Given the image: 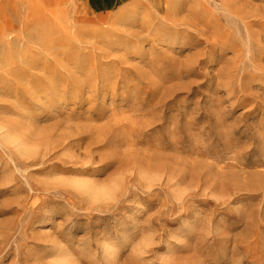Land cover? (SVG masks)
I'll list each match as a JSON object with an SVG mask.
<instances>
[{"label": "rangeland", "instance_id": "rangeland-1", "mask_svg": "<svg viewBox=\"0 0 264 264\" xmlns=\"http://www.w3.org/2000/svg\"><path fill=\"white\" fill-rule=\"evenodd\" d=\"M244 1L264 41V0ZM206 3L166 0L160 14L136 0L97 19L70 0H0V45L8 33L50 45L0 77V264H51L59 246L89 264L106 248L113 264H264V58ZM67 24L82 48L59 41ZM219 27L233 29L216 43ZM70 71L78 80H60ZM176 143L181 159L206 154L177 161ZM162 165L148 190L141 172ZM118 176V200L71 185Z\"/></svg>", "mask_w": 264, "mask_h": 264}, {"label": "bare ground", "instance_id": "bare-ground-1", "mask_svg": "<svg viewBox=\"0 0 264 264\" xmlns=\"http://www.w3.org/2000/svg\"><path fill=\"white\" fill-rule=\"evenodd\" d=\"M166 0H151L149 1L150 4L156 9L158 13L161 14L159 8L163 6L164 2ZM36 10L34 11V17L35 18H45L46 13L49 11L43 10L38 4L35 5ZM38 6V7H37ZM202 11L207 14H212L213 11L211 9H216V10H224L226 15L225 17L227 18L228 21H231L235 23L234 30L236 33L239 35L240 38H244L242 34V30L239 27L240 23L244 25V32L245 34V50H246V57L249 60H252L254 63L256 60L261 61L264 58V41L263 39H260L259 36H261L260 31H255L251 28L250 25H248L245 22V19L251 18L253 16H258L259 15V10L260 8H253V4L250 2H246L244 0H232L228 1L227 4L224 2H218L217 0H207L206 4H202ZM257 12V13H256ZM51 14V13H50ZM237 23V24H236ZM233 29V27H228V28H221L219 27L216 28V35H213V38L219 41L220 39L224 38L227 39L230 34L228 33L229 29ZM62 33L60 35L59 41L62 40L64 44H71L72 47L76 49H80L83 47V42L79 41L78 38H76V31L74 29V26H70L69 24L64 26H61ZM105 33L106 31H102ZM201 33V32H200ZM7 39H4V43L0 45V51H3L6 53V58L4 61L0 62V77L4 75V73H10L11 70H14L15 72H18V70L25 69L27 67L32 68V64L34 63L33 57H32V51L34 49L40 50V52H48V55L50 54V45L44 42H38V41H25L24 39H21L20 41H16V36L15 37H10V33H8ZM263 37V36H261ZM50 40V39H49ZM15 45V43H17ZM52 42V41H50ZM18 46V47H14ZM29 57H32L29 59ZM11 68H8V70H5L7 72H3L2 69L6 66H9ZM95 65L93 62H91L90 66ZM258 66H262L261 63H258ZM94 67V66H93ZM26 71V70H25ZM74 72L69 73L68 75L61 74L60 75V80L66 81L68 78L76 81L78 80L77 77L74 75ZM55 73H52V80H54ZM49 78V77H47ZM75 83V82H74ZM52 84V82H50ZM54 86V83L52 84ZM95 86V85H94ZM93 87V86H91ZM16 140V139H15ZM23 149L27 150L28 143L23 140L22 142ZM174 148V156L175 160L179 161L181 159L179 157L180 155V148L181 143H176ZM179 154V155H178ZM206 154L204 151H197L194 152V155H192L190 158H188L186 155L185 157L187 159H192V160H197L201 157H203ZM160 156H167L161 154ZM184 157V158H185ZM187 159H181V160H187ZM160 162L164 161L163 159L159 158ZM33 163V162H32ZM192 163V162H191ZM197 163V162H193ZM216 161V170L219 171L220 173H227L228 171H223L225 168H227L229 171L233 170L237 167H240V169L244 170V167L239 166V164H234V163H224L223 166L217 165ZM213 166V164H209ZM199 169L201 170V167H195L192 170ZM156 171H162L161 177L164 180L166 177H164L165 174H167V168L165 166H160V167H148L143 169L141 174L143 175L144 180L147 182V187L148 190L151 189L153 185V180L154 176L156 175ZM203 173V172H202ZM202 174L199 172L198 175H195L197 177L201 176ZM172 180H175L177 183H186L188 181V175L186 173L184 174H173L171 175L169 173L168 175ZM164 177V178H163ZM195 177V178H197ZM194 179V178H193ZM160 180V179H159ZM167 180V179H166ZM161 181V180H160ZM196 182L191 179V181H188V183H193ZM71 185L75 187L81 194H86L88 195L89 198L93 200H118L120 197L124 196L126 193V188L123 187V180L118 176V177H111L105 182H99V181H88V180H73L71 182ZM107 208H110L111 205H107ZM107 254L103 258L106 264H113L114 263V250L111 248H106L105 250ZM55 256L56 259L53 261L51 264H89L88 262L84 261H79L77 258L74 257L73 253L69 251L67 247L64 246H59L58 249L55 251Z\"/></svg>", "mask_w": 264, "mask_h": 264}, {"label": "crops", "instance_id": "crops-1", "mask_svg": "<svg viewBox=\"0 0 264 264\" xmlns=\"http://www.w3.org/2000/svg\"><path fill=\"white\" fill-rule=\"evenodd\" d=\"M136 0H70L71 4L81 13L97 19H105L118 9ZM151 1V0H148Z\"/></svg>", "mask_w": 264, "mask_h": 264}]
</instances>
